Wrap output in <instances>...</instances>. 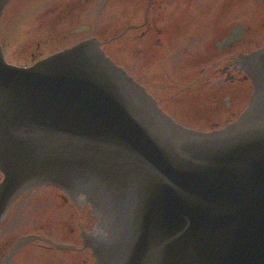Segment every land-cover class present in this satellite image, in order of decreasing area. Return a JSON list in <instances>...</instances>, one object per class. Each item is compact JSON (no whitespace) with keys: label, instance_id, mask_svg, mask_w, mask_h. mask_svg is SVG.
Returning <instances> with one entry per match:
<instances>
[{"label":"water","instance_id":"1","mask_svg":"<svg viewBox=\"0 0 264 264\" xmlns=\"http://www.w3.org/2000/svg\"><path fill=\"white\" fill-rule=\"evenodd\" d=\"M242 61L249 105L205 131L174 120L95 38L27 67L0 42V224L45 186L90 205L99 264H264V48Z\"/></svg>","mask_w":264,"mask_h":264},{"label":"flooded vegetation","instance_id":"2","mask_svg":"<svg viewBox=\"0 0 264 264\" xmlns=\"http://www.w3.org/2000/svg\"><path fill=\"white\" fill-rule=\"evenodd\" d=\"M12 1L0 19L5 57L11 50L17 53L7 59L10 63L30 66L95 38L182 124L209 122L197 129L221 128L249 104L253 82L242 58L264 48V0H42L43 5L36 0L35 23L23 26L19 43L2 23ZM21 1L12 4L18 7ZM42 187L20 197L1 222L0 264H99L84 239L95 232L92 213L90 226L83 221L66 228L50 225L52 218L41 214H20L24 198ZM61 196L87 208L80 199ZM29 235L37 238L17 246Z\"/></svg>","mask_w":264,"mask_h":264},{"label":"rangeland","instance_id":"3","mask_svg":"<svg viewBox=\"0 0 264 264\" xmlns=\"http://www.w3.org/2000/svg\"><path fill=\"white\" fill-rule=\"evenodd\" d=\"M14 1L15 0H13L12 3ZM39 2L42 4V0ZM12 3L6 9L3 17L4 22L2 23L7 29V36H9L14 43H19L23 40V26L35 23L38 6L36 0L21 1L18 7H15ZM5 22H7V24ZM12 53L17 54L14 50H11L7 55L8 60H13L14 56ZM15 58L18 60L24 59L23 56L21 59L16 56ZM184 123L195 128H208L210 126L209 122L188 121ZM2 178L3 174L0 172V181ZM62 193V191L56 190L36 189V191H33L30 194L33 198H24V204H21L18 210L21 212V215H25L24 217L34 215L36 213L35 216L41 214L43 217L46 216L52 218V221L49 224L54 227L66 228L83 221L85 225H88L79 210L78 205H74L72 200L65 201L61 196ZM14 209L17 208L15 207Z\"/></svg>","mask_w":264,"mask_h":264},{"label":"bare ground","instance_id":"4","mask_svg":"<svg viewBox=\"0 0 264 264\" xmlns=\"http://www.w3.org/2000/svg\"><path fill=\"white\" fill-rule=\"evenodd\" d=\"M10 1V0H9ZM101 44V43H100ZM102 48V47H101ZM103 49V48H102ZM104 51V50H103ZM105 52V51H104ZM105 54H106V52H105ZM107 55V54H106ZM108 56V55H107ZM110 57V56H109ZM111 58V57H110ZM114 62H115V60L113 59V58H111ZM152 95V94H151ZM153 96V95H152ZM154 97V96H153ZM252 97V96H251ZM155 98V97H154ZM156 99V98H155ZM251 100V99H250ZM158 102V101H157ZM249 103H250V101H249ZM159 104V103H158ZM249 105V104H248ZM160 106V105H159ZM161 107V106H160ZM162 108V107H161ZM163 109V108H162ZM167 113V112H166ZM168 114V113H167ZM171 116V115H170ZM172 117V116H171ZM173 118V117H172ZM174 119V118H173ZM238 119V118H237ZM236 119V120H237ZM175 120V119H174ZM235 121V120H234ZM178 122V121H177ZM231 122H233V121H231ZM231 122H229V123H231ZM180 123V122H179ZM228 123V124H229ZM182 124V123H181ZM183 125H185V124H183ZM186 127H190V128H194V127H191V126H189V125H185ZM195 129V128H194ZM74 199V201L75 200H77L76 198H73ZM75 204L77 205V201H75Z\"/></svg>","mask_w":264,"mask_h":264}]
</instances>
